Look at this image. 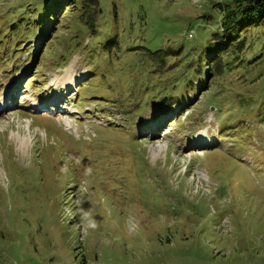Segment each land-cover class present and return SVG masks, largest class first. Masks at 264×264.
<instances>
[{"label": "rangeland", "instance_id": "374dc122", "mask_svg": "<svg viewBox=\"0 0 264 264\" xmlns=\"http://www.w3.org/2000/svg\"><path fill=\"white\" fill-rule=\"evenodd\" d=\"M232 1L0 0V264H264V19L205 58Z\"/></svg>", "mask_w": 264, "mask_h": 264}, {"label": "trees", "instance_id": "16d2710c", "mask_svg": "<svg viewBox=\"0 0 264 264\" xmlns=\"http://www.w3.org/2000/svg\"><path fill=\"white\" fill-rule=\"evenodd\" d=\"M40 1H41V6L39 8V11H33V10L26 11L29 17L34 16L33 21L35 19L39 21L37 24L33 23L35 30L38 29L36 32L40 31V29L44 26H47L46 28L48 32L51 29L55 28V24L57 23V20L61 12H63L66 7L71 6L75 0H40ZM50 3L51 5H49ZM52 4L54 5L55 10L49 9L52 7ZM90 16L92 15L89 13V18ZM85 18L86 20L88 19V12H86ZM263 19H264V0H233L232 3L225 8L224 15H222L220 21V32L217 33L220 34L219 38H217L214 41L208 42L205 46V58L207 63L210 60L218 58L220 56L221 51L225 50L233 41L238 40V37L242 31L246 30L251 25L259 24ZM24 21L25 24L31 23L27 18ZM44 36L45 35L43 34L41 35L42 38ZM21 46L23 45L21 44ZM19 48L20 45L18 49ZM205 64L206 63H204V65ZM211 69L212 68L210 67L206 69V72L203 73V77H206L208 74H211L212 72ZM199 75L200 73H198L196 78L199 77Z\"/></svg>", "mask_w": 264, "mask_h": 264}, {"label": "bare ground", "instance_id": "6f19581e", "mask_svg": "<svg viewBox=\"0 0 264 264\" xmlns=\"http://www.w3.org/2000/svg\"><path fill=\"white\" fill-rule=\"evenodd\" d=\"M79 79H77V78H74V79H67V80H65V84L64 85H66L67 87L69 86V87H74V85H75V83L78 81ZM57 88V87H56ZM61 100L58 98V99H56L54 102H51V103H49L48 104V106H52V107H54V106H57L58 107V104H59V102H60ZM53 109V108H52ZM69 120L70 119H66V124H68V125H70V123H69ZM65 121V120H64ZM155 131H156V129H155ZM200 140V139H199ZM205 140L206 141H204V143L206 144V143H209L210 142V139H209V137L208 138H205ZM198 141V140H197ZM196 141V142H197ZM160 147V146H159ZM162 147H160L159 148V150L161 149Z\"/></svg>", "mask_w": 264, "mask_h": 264}]
</instances>
